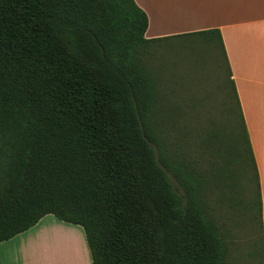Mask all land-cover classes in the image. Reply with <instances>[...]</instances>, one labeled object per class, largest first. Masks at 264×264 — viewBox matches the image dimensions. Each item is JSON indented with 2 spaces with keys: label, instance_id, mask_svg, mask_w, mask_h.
<instances>
[{
  "label": "trees",
  "instance_id": "16d2710c",
  "mask_svg": "<svg viewBox=\"0 0 264 264\" xmlns=\"http://www.w3.org/2000/svg\"><path fill=\"white\" fill-rule=\"evenodd\" d=\"M147 29L135 0H0V243L51 214L83 229L92 264H228L209 207L219 188L258 217L251 257L264 264L259 173L231 72L240 120L211 139L224 160L208 180L162 135L147 59L171 40ZM194 35L227 63L219 30Z\"/></svg>",
  "mask_w": 264,
  "mask_h": 264
},
{
  "label": "rangeland",
  "instance_id": "374dc122",
  "mask_svg": "<svg viewBox=\"0 0 264 264\" xmlns=\"http://www.w3.org/2000/svg\"><path fill=\"white\" fill-rule=\"evenodd\" d=\"M147 63L163 96L158 120L162 135L212 180L224 158L220 145L211 139L223 130L230 136L234 118L240 120L222 51L202 37L181 38L153 45ZM233 165L237 170L238 165ZM251 191L255 192L253 183ZM245 196L251 197L250 190ZM228 206L220 201L219 188L211 189L209 207L228 243V264H259V259L254 262L251 257L260 241L258 217L251 222L243 205ZM53 239L52 250L60 255L61 264H84L78 239L72 234L59 233Z\"/></svg>",
  "mask_w": 264,
  "mask_h": 264
},
{
  "label": "crops",
  "instance_id": "0c3cea01",
  "mask_svg": "<svg viewBox=\"0 0 264 264\" xmlns=\"http://www.w3.org/2000/svg\"><path fill=\"white\" fill-rule=\"evenodd\" d=\"M148 16L147 39L196 38L219 30L259 173L264 247V0H135ZM78 239L84 264H92L81 227L54 215L0 243V264H61L53 237ZM56 235V236H55Z\"/></svg>",
  "mask_w": 264,
  "mask_h": 264
}]
</instances>
